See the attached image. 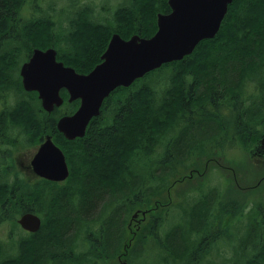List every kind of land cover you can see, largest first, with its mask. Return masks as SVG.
I'll use <instances>...</instances> for the list:
<instances>
[{
	"label": "trees",
	"instance_id": "obj_1",
	"mask_svg": "<svg viewBox=\"0 0 264 264\" xmlns=\"http://www.w3.org/2000/svg\"><path fill=\"white\" fill-rule=\"evenodd\" d=\"M1 1L3 2V0ZM159 1L136 0V7L131 6L118 10L116 13L118 24L116 23V26L94 23L88 17L91 11L80 9L66 34L64 32L58 33L57 22L49 13L33 20L24 19L26 22L23 23L22 35L19 38L9 39L16 43H7L4 51L0 48V93L4 95L6 92H14L20 96L14 105H2L0 107V129L4 130L6 126L5 133L3 136L0 135V145L10 148L6 150V153L10 155L17 148V139L13 138L12 135L18 131L17 133L24 137L29 146L35 145L45 133L54 135L57 141L54 142L61 146L66 157L70 160H82L85 147L87 153L90 154L89 144L84 147L81 140L69 142L57 132L56 128L58 119L65 113L74 112L80 102L68 103L67 91L63 90L64 104L60 108H55L52 114H47L42 109L38 94L26 92L23 89L18 68H15V62H18L20 57L23 61L28 60L34 46L41 49L53 47L58 52V59L63 61L66 66L73 67L78 73L87 74L101 62V56L107 49L113 32H119L127 39L133 33H140L142 37L147 38L156 33L158 29L156 6L153 5L154 3L158 4ZM19 2L20 0H6L5 25L0 27V31L3 28L9 31L10 25L15 22L14 14ZM165 8L168 6L165 5ZM143 16L144 18H142ZM17 44L22 47V54L15 51ZM191 56L193 57L186 65L179 67L178 74L174 77L175 83L177 84V81L182 80L181 73L191 71L194 79L198 82L199 103H203V101L205 103L208 98L203 99V101L201 99L211 91L214 104H224V108L221 106L216 109L215 114L208 111L200 114L197 126L183 132L182 142L178 146H174L175 143H172L169 148H166L173 166L176 164L175 161L182 160L181 163L184 161L188 163L199 155L215 157V151L222 150L219 148V143L224 141L221 138L226 131L230 130L228 127L234 128L229 135V138H232L233 144L231 145H234L233 139L236 140L239 137L241 144L245 143L247 146H252L264 136V112L260 109L261 103L264 102V0H234L229 6V11L218 34L213 39L200 42ZM249 82L254 86L255 91L246 95L245 88ZM10 97V95H6L3 100H8ZM149 99L150 157L158 153L156 146L163 142L176 127L178 107L172 100L169 102L162 100L161 95L155 89L150 91ZM134 103V107L130 108L134 113L132 112L120 122L122 131L118 135H114L111 139L99 140L101 142L92 141L99 145L96 149L98 150L97 153H100V157L96 159L98 168L93 162L85 167L87 170H96L92 173L95 175L86 181L82 180L80 187L75 184L67 196L55 190L44 201V198L38 195L37 206L45 211L42 215L37 211L40 217L44 218L42 228L34 233L36 236L30 234L29 239L20 243L18 255L1 261L0 264H100L101 256L97 253L96 247H84L80 244L81 232L85 228L84 222H80V219L83 212L99 205L107 195H111V198L106 201V207H122L123 210L119 211V215L113 218L114 222L110 220L106 222L103 230L105 242L102 247L106 251L105 255L109 256L118 249L120 240H118L117 234L121 236L120 218H122L123 213L136 208L138 205H144V203L146 205L150 203L149 206H153L154 197L157 196L151 195L149 199H143L141 195L144 193L140 192L143 189L140 191L138 189L142 186L145 188L146 185L140 183L133 185L127 178L133 176L135 181L136 177L143 176L144 170H148L149 183L159 190H164L168 181V176L157 175L168 164L164 157L160 162H154L150 159L148 167H139L137 163L135 165L130 163V160H133L129 159L130 151L135 149L136 152V149L143 145L147 132L144 121L143 92L135 99ZM168 107L172 109L171 112L167 110ZM227 112H231L229 118L231 121H227ZM97 119L93 120V126L101 127L111 133L106 123L99 122ZM2 121L5 123L4 126ZM259 121H262L261 131L256 124ZM90 135L94 136L96 132L91 130ZM250 138H252L251 142H249ZM209 144L212 148L207 149ZM123 149L124 152L128 151L124 154L125 156L121 154ZM107 150L112 152L103 153ZM134 155H136L134 160H137V153ZM85 157L94 160L92 155ZM9 158L11 162L2 168L11 180L3 179L0 181V188L3 187L0 191L4 195L0 197V223L7 219H13L12 222L17 225L16 221L21 217L22 210L35 208L33 205L35 197L30 180L26 178L23 181L19 177L15 170L13 156H9ZM143 158L147 159L148 156L141 154L139 159L142 161ZM111 160L114 161V166L111 165ZM133 167L134 171L130 169ZM78 168L79 166H76L74 172ZM106 175L112 176L106 177ZM117 175L121 179L112 180L113 176ZM211 191L217 194L213 197V202L217 204L213 219L217 223L223 215L225 196L222 195L224 192L222 188H215ZM225 191L229 194L241 192L233 185H226ZM46 194L43 193L44 196ZM202 200L206 201V195L202 197ZM249 205L247 200L240 204L238 200L226 197V220L229 221L226 224V235L231 233L232 227L243 224V220L247 217ZM253 210L260 214L264 209L260 207ZM115 212L117 211L115 210ZM205 220L206 216L203 222ZM163 224L164 217L160 220L159 226ZM69 229H79V232L77 231V235L68 236ZM156 230L157 224L153 223L150 231L154 237L151 240L155 239L160 245L156 252L159 254V249L161 255L164 254L163 250L167 253L179 254L180 247L174 242L177 234L171 232L167 235L165 244L163 242L162 245L158 240V234L155 235ZM247 230L249 232L244 237V244L242 245L246 249L250 241H255V237L258 239L263 236L257 231L255 221L251 220L247 224ZM227 239L231 240V236L229 235ZM216 240L217 238H215ZM254 248L257 252L246 263L264 264V237L262 238V246H254ZM32 250H34L33 254H31ZM101 262L105 264V261Z\"/></svg>",
	"mask_w": 264,
	"mask_h": 264
},
{
	"label": "rangeland",
	"instance_id": "obj_2",
	"mask_svg": "<svg viewBox=\"0 0 264 264\" xmlns=\"http://www.w3.org/2000/svg\"><path fill=\"white\" fill-rule=\"evenodd\" d=\"M121 4L125 5L126 7L117 8V6ZM131 6L132 5L125 3L124 0H56L53 8H55L56 18L54 19L57 22V31L58 33L64 32V34H66L70 29L72 20L76 19L75 17L80 9H88L92 11L90 20L94 23L116 26L117 20L115 18V14L117 13V10L129 8ZM42 8L50 12V7L44 6ZM21 60L22 58L20 57L16 65ZM178 71L179 68L170 69L168 76H166L165 78L162 75H158L156 79L151 83V90L155 89L159 95L162 96L164 94L165 97L167 95V92L172 90L174 84L173 79L177 75ZM19 72L20 70H18V75L20 76ZM253 91H255V88L249 82L248 86L245 88V93L246 95H248ZM6 95H10L11 97L8 100H3L5 99ZM19 97L20 96H18L14 92H6L4 95L0 93V101H2L3 106L14 105L18 101ZM34 97L36 98L35 95ZM108 98L113 99V97ZM260 109L262 110V112H264V102L261 103ZM167 110L171 112L172 109L168 107ZM230 115L231 112H227V121H231V119H229L231 117ZM221 119L223 120L222 117ZM2 122V125L4 126L5 123L4 121ZM105 123L108 126L107 128L110 130L109 124L107 122ZM256 124L261 131L262 121H259ZM229 129V133L227 134L226 148L215 151V157L199 155L196 157L194 162L189 161L187 163V161H184L183 164H175L176 168L173 167L172 162L168 157L167 151L163 149L164 141L156 146L158 153L150 157L154 162H160L162 157L166 158L168 164L166 165L165 169L159 171L157 175H165L167 177L174 173V177L169 180V185H171L175 179L183 178L184 176L189 175L191 170L199 171V174L194 173L192 179H187L183 183H179L176 186H173V188H171L173 193L171 194L170 198L164 196V194L159 189H157L142 177H136L135 181H130L131 183H133V185L135 183H147L145 189L142 186L138 189V191L143 189L140 192H150L155 196L157 195L156 197H160L159 200H162L164 203H170V214L167 221L164 222L162 226H159L158 224L157 230L155 232V235L158 234V240H160V243L162 245L163 242L165 244V239L171 232H175V234L180 233V235L185 236L189 234L188 230L192 229L194 226H196L197 228H201L203 226V216H207L208 214L202 213L207 208V204L205 203L206 201L202 200V197L206 195V200L210 202L209 206H213L214 211L215 209H217V204L213 202V197L217 194L211 190L215 188H222V191H225L226 185H233L235 188H238V190H240L239 187L242 188V190H240L242 193H225V200L226 197H231L238 200L240 204L247 200L250 203V207L247 210V217L243 220L244 222L242 225L237 224L235 227H232V229L230 230L231 233L226 235L225 225L228 224L229 221L226 220V201L224 200V208L222 210L223 215L221 217V220L216 223L213 220V212L209 220V224L211 225L207 229H205V232L202 235V237H204L207 235V232H209L208 238L209 241H211V245L207 250H205L206 248H202L199 250V254L202 257V259H198L199 264H247L246 262L248 261V259L253 257L257 252L254 246H262V238L264 237V210H262L263 212L259 214L253 209L260 207L264 209V181L262 182L261 180L264 177V164L262 162H258V160H252L250 158L249 149L252 146H247L245 143L241 144L239 142V137L236 140L233 139L234 145H231L233 143L232 138H229V135L234 128L231 129V127H229ZM5 131L6 126L4 130L0 129V135L3 136ZM17 132L18 131H16L12 135L13 138L17 139V148L14 149L10 155L6 153V150L10 148L4 145H0V181L3 179H7L9 181L11 180V178L7 176L6 171L2 168L3 166H5V164L11 162L9 156H13L15 170L19 174V177L23 181H25L27 177L22 171L19 170V162L22 161L23 164H28V162L31 160V157L35 153L36 148L38 147H35V145L29 146L28 142H25L24 137ZM199 135L201 136V133ZM222 137H224V135ZM251 140L252 138H250L249 142H251ZM126 153H128V151L124 152V149L121 150V154L123 156H125L124 154ZM135 153H137V151L135 152V149H132V152L130 151L129 159H135ZM92 158L94 160H89L84 157L81 161H74L70 160L67 157L71 175H73L76 166H85L93 162L97 167L98 162L96 161V158ZM111 165L114 166L113 160H111ZM206 165H208V167L206 173H204ZM62 183L63 182H55V184L60 185V188H63V186H65ZM2 188L3 187H1L0 189ZM197 192H202V195H198ZM2 196L4 195L0 191V197ZM110 198L111 195L105 197V200L103 201L102 199L99 205L105 206V203H107L106 201L110 200ZM250 209L251 211H249ZM38 211L41 213V215L43 214V210L39 209ZM163 211L164 210H160L156 214V216H158V218L164 217L165 219L166 213ZM251 220L255 222L257 221V231L259 230L263 236L258 239L257 237H255V241H250L247 244L246 249L245 246L242 245L244 244V237H246L249 232L247 230V224ZM12 221L13 219H7L6 221L0 223V262L18 255L20 253V243L23 240H26V238L29 239L31 237V235L26 233V231L21 226H18V224L15 225ZM127 222L125 225L126 234H128ZM178 225L180 227V231H174L175 227H177ZM72 235L73 234H68V236ZM229 235L231 236V240L227 239ZM84 236H86L85 233ZM202 237L198 241L192 243L191 247L186 246V251L184 249H179V254L165 252L164 255H161L162 253L159 249V254L156 252V249L160 248L158 241H156L155 239L146 240L137 248V254L143 255V257L138 258V260L136 259L132 264H175V262L176 264H195V251L199 249L198 245L200 243H203ZM74 238L77 239V237ZM176 238L177 236H175V239ZM215 238H217L216 241ZM33 252L34 250L31 251V254H33ZM146 254L148 255V257L145 256ZM181 257H184L183 262L177 263L181 260ZM100 264H103V262L100 261ZM105 264H108V262H105Z\"/></svg>",
	"mask_w": 264,
	"mask_h": 264
},
{
	"label": "flooded vegetation",
	"instance_id": "obj_3",
	"mask_svg": "<svg viewBox=\"0 0 264 264\" xmlns=\"http://www.w3.org/2000/svg\"><path fill=\"white\" fill-rule=\"evenodd\" d=\"M55 2H56V0H20L18 6L16 8L15 14H14L15 22H13L10 25L9 31H6L5 28H3L0 31V48H2L4 51V49L7 46V43L8 44L16 43L15 41H12L9 39L19 38V36L22 35L23 23L26 22V21H24V19L33 20L34 18H37L38 16L45 15L46 13H49V15L56 18L55 8H53L55 5ZM124 2L129 4V5L136 7V0H124ZM165 5H167L168 8H165ZM5 6H6V0H3V2L0 0V8L2 9L0 11V27H2V26L4 27V25H5V18H6ZM44 6L50 7L49 8L50 12L43 9L42 7H44ZM153 6H156V18H158L159 14H169L172 11L170 6H169V0H160L158 2V4L154 3ZM119 7H126V6L121 4V5L117 6V8H119ZM91 13H92V11L90 12V16H91ZM90 16H88V17L90 18ZM113 18H114V16H113ZM115 18H116V14H115ZM142 18H144V16ZM116 33L119 34V32H113V34H116ZM135 34L141 35L140 33H133L131 36H133ZM130 38H128V39H130ZM124 39L127 40V38H124ZM36 48H37L36 46H34L32 48V50H31L32 54H33L34 49H36ZM46 49L47 48H45L43 50H46ZM15 51L18 53H21V54L23 52L22 47L18 44L16 45ZM32 54H31V56H32ZM191 55H189V57L184 59L182 62L176 61V62L164 64L161 68L156 69V70L146 74L143 78L137 79L129 87H119L114 92H112V95L110 97H113V99L112 98H108V99L106 98L103 105H102L100 115L98 117H95V118H98L97 120L99 122H103V121L107 122L109 124V128H110L111 133L103 130L101 127H94L93 126V120L95 119L94 118L90 121V123L87 127V130H86V133L82 138H76L74 141L69 140V142H75L77 140H81V143L83 142L84 147L86 146V144L90 145V150H91L90 154L87 153L86 147H85V149L82 153L81 159H83L86 155H92L96 159L100 157V153H97L98 150H96L99 145L97 143L95 144L92 141L101 142L99 140L111 139L114 137V135H118L122 131V126H121L120 122H122L123 119H125L130 114H132L133 111H131L130 108L132 109V107H134L133 104H135L134 103L135 99L140 95L141 92H143V94H144L143 106L145 107V120L144 121L146 123L145 126L147 128V132H146V137L144 138L143 145L136 149L137 157H138L137 160H134V159L130 160V163L132 165H135L137 163V165H139V167L140 166L141 167H148L149 162H150L149 150H150V146H151L150 136H149V133H150V131H149V125H150L149 93L151 91V83L156 79V77L158 75H162L165 78L166 76H168L170 69H176L182 65H186L188 63V60H190L193 57ZM30 58L31 57H29L28 60H26V61L21 60L16 65V68H18V70H21L23 64L26 63L27 61H29ZM16 63L17 62H15V64ZM19 74H20V72H19ZM180 76H182V80L177 81V84H176L175 83L176 80L173 79L174 84H173L172 90L168 91L167 95L165 97H164V94L161 96L162 100H164L165 102H169L172 100L175 103L176 107H178L177 125H176V127H174L173 132L170 133L169 136H167L164 139V143H163V149L164 150H166L167 147L169 148V146L172 143H175L174 146L175 145L178 146L182 142L183 132L185 130L194 129L197 126V124L199 123L198 121L200 119V116H199L200 114L205 113V111H208L211 114H215L216 109L220 108L221 106L224 108V104L223 105H215L214 104L213 95H212L211 91L207 95L202 97V99H201L203 101V99L208 98V100L205 103H204V101H203V103H199L200 98H199V94L197 93L198 82L194 79L193 73L191 71H186V72L181 73ZM20 77H21V75H20ZM21 82H22V77H21ZM62 91H61V95H62ZM62 96L64 98V95H62ZM209 96H211V97H209ZM68 99H69V95H68ZM77 101L80 102V100H77ZM68 103H69V101H68ZM2 104H3L2 101H0V106ZM70 104H72V103H70ZM200 104H201V106H199ZM219 104H220V102H219ZM79 106H80V103H79ZM79 106H78V108H79ZM76 110L72 113H65L60 118H62L65 115H72L73 113L76 112ZM44 112H46V111H44ZM52 113H47V114H52ZM60 118L58 119V121L60 120ZM58 121H57V123H58ZM56 128H57V126H56ZM91 130L95 131L96 135H94V136L90 135ZM228 130H229V127H228ZM57 132L60 135L62 134L61 132H59L58 128H57ZM228 133H229V131L228 132L226 131V133L224 134V137L221 138L224 141L219 143V148H221V149L226 148V141H227V134ZM47 136L52 137L53 142L56 141L54 135L49 134V133L48 134L45 133L39 139L38 143L35 144V147L38 146L36 148L35 153L37 152V150L39 149V147L44 142V140L46 139ZM62 136L64 137L63 134H62ZM262 137H264V136H262ZM64 139H66V138L64 137ZM256 142L252 145V147L256 144ZM56 145H58L61 148V146L59 144L56 143ZM210 145L211 144L208 145L207 149L212 148V147H210ZM61 150L64 152V150L62 148H61ZM108 152H112V151L107 150V151H104L103 153H108ZM34 154H33V156H34ZM141 154H143V155L146 154L148 156V158L147 159L143 158L144 160L141 161L139 159ZM33 156L31 157V160H32ZM31 160L26 165L23 164V162L21 161V162H19V166L21 168L18 166L19 170L22 171L25 174V176L30 180L31 186H32V189L34 192V197H35L34 202H33V205L35 206V208H32L33 210H31V209L22 210L23 211L22 215H24L25 213H33L35 215L38 214L37 211L40 209L37 206L38 195L42 196V198H44V201H46L48 199L49 195L53 194L55 190H57L58 193L62 192V193H64L65 196H67L70 192V189L73 188L75 186V184H78V186L80 187L82 180L86 181L90 177L92 178V176L95 175L92 173H94V171H96V170H92V169L87 170V168L85 167L86 165L85 166L80 165V167L74 172L73 175L69 174L68 179L63 181L62 184H64L65 186H63V188L60 190V185L55 184V182H53V181L46 180V179L41 178V177L34 174V171H33L32 166H31ZM194 160H192L191 162H194ZM252 160H258V162H262L264 164V157H260V158L257 157V158H253ZM175 162H176V164H179V165L183 164V163H181L182 160L181 161L180 160L175 161ZM173 167L176 168V165H174ZM207 167H208V165H206L204 173H206ZM130 169H132L134 171V167L130 168ZM194 173L199 174V171L198 170H191L189 175H186L183 178L175 179L171 185H169L168 182L171 178L174 177V175H169L167 177L168 181H167V184L165 186V189L160 190V191L164 194V196H167L170 198L171 194L173 193L171 188H173V186H176L179 183H183L187 179H192L194 176ZM108 176H112V175H106V177H108ZM140 177H142L143 179H145L149 182L150 176H149L148 170H144L143 176H140ZM70 178H72V179L70 180ZM118 179H121V177L117 175V176H113L112 180L117 181ZM127 179H129L131 181L134 178H133V176H131V177H128ZM261 180L263 182L264 177ZM145 185H147V183H145ZM239 188H240V190H242L241 187H239ZM43 193H47V194L44 196ZM225 193H226V191L222 192V195L225 196ZM197 194L202 195V192H197ZM151 195H153V194L150 192H146V193L142 194L141 196H143V199L146 198V200H147L150 198ZM108 196L109 195H107L105 197H108ZM154 198H155V200H153V206H149L150 203L147 205L144 203V205L143 204L138 205L136 208H133L131 210L129 209L123 213L122 218H120V222H121L120 239H119V234H117V238H118V240H120V243L118 241L119 247L117 250L112 252L110 256L105 255L106 251L102 247L104 245V242H105L103 230H104V227L106 225V222H108L109 220L111 222L115 221V220H113V218L115 216L119 215V211L123 210L122 207L121 208L120 207H113V206L112 207H106L103 205H97V206H94V207L87 209L86 212H83L82 217L80 219V222H84L83 224L85 225V228L83 231H82V229L80 230V232L82 231L81 232L82 237H81L80 244H84L83 246H85V247L87 245L96 247L97 253L101 256V258H100L101 261L108 262V264H132V263H134V261L136 259L138 260V258L143 257V255L137 254V248L142 243H144L146 240H151V238L154 237L151 235V231H150L151 225L153 223L158 225L160 220L163 218V217L158 218V216H156V214L160 210H164L163 212L166 213L164 222L167 221L168 216L170 214V207H169L170 203H164L162 200H159L160 197H158L157 199H156V197H154ZM206 204H207V206H206L207 208L205 209L206 212L204 210L202 213H207L208 215L206 216L205 222H203V226L201 228H197L196 226H194L192 229L188 230L189 234H187L185 236L180 235V233H179V235L177 234V238L174 240V242H175V245L180 247V250L184 249L186 251V248H185L186 246L191 247V244L194 243L195 241H198L202 237V235L204 234L205 229H207L211 225V224H209V219L212 216L211 213L214 212V207L209 206L210 202H207ZM118 208H119V210H118ZM115 210H117V212H115ZM44 212L45 211L43 210V213ZM204 217H203V220H204ZM88 218H89V220H88ZM127 218H128V220H127ZM42 221H44V218H42ZM126 222H127L128 234H126V232H125ZM88 226H89V228H88ZM225 229H226V225H225ZM98 230H99V232H98ZM77 231L78 230H76V229L75 230L69 229L68 233L70 235L71 234L77 235L78 234ZM174 231H180L179 225L177 227H175ZM26 233L35 235L34 233H29V232H26ZM84 233L86 234V236H84ZM208 233L209 232H207L206 236L202 237L203 243H200L198 245L199 249H197L195 251L196 252V256L194 257V263L195 264H199V262H198L199 258L202 259V257L199 254V250L202 248H206L205 250H207L211 245L210 244L211 241H209V238H208ZM95 235H96V237H95ZM84 240H86V241H84ZM212 241H214V240H212ZM128 244L130 245V247ZM120 246H121V249H120ZM166 249H168V248H166ZM163 251L165 253V250H163ZM145 256H148V255L146 254ZM183 258L184 257H181V260L177 263H182ZM175 264H176V262H175Z\"/></svg>",
	"mask_w": 264,
	"mask_h": 264
},
{
	"label": "water",
	"instance_id": "obj_4",
	"mask_svg": "<svg viewBox=\"0 0 264 264\" xmlns=\"http://www.w3.org/2000/svg\"><path fill=\"white\" fill-rule=\"evenodd\" d=\"M233 2L169 0L172 11L158 15V29L152 37L135 34L126 40L118 33L113 34L101 63L87 74L78 73L59 61L55 48H36L20 70L23 89L38 93L42 109L47 113L64 104L62 90L68 92L69 103L80 100L76 112L60 118L57 128L69 140L82 138L90 121L100 115L105 99L117 88L129 87L164 64L182 60L200 42L213 39ZM249 153L251 159L264 157V137ZM31 166L35 175L53 182L69 177L64 152L53 144L50 136L34 154ZM40 222L41 218L33 213H25L18 219L29 233L39 231Z\"/></svg>",
	"mask_w": 264,
	"mask_h": 264
},
{
	"label": "bare ground",
	"instance_id": "obj_5",
	"mask_svg": "<svg viewBox=\"0 0 264 264\" xmlns=\"http://www.w3.org/2000/svg\"><path fill=\"white\" fill-rule=\"evenodd\" d=\"M187 57H189V56H185L182 60H180V62L181 61H183L184 59H186ZM59 60V59H58ZM60 61V60H59ZM102 61V60H101ZM63 62V61H62ZM64 63V62H63ZM101 63V62H100ZM99 63V64H100ZM65 64V63H64ZM97 66V65H96ZM95 66V67H96ZM94 67V68H95ZM112 95V93L108 96V97H110ZM209 97H211V96H209ZM211 100V99H210ZM218 102H220V101H218ZM62 112V111H61ZM95 118V117H94ZM93 118V119H94ZM108 127V126H107ZM64 137L66 138V139H68L65 135H64ZM69 140V139H68ZM71 141H74V140H71ZM149 143V142H148ZM53 144L55 145L56 144V142H53ZM58 146V145H57ZM59 147V146H58ZM172 153V152H171ZM64 155H65V153H64ZM153 158V157H152ZM151 159V158H150ZM65 161H66V164H67V168H68V172H69V174H70V166H69V163H68V159H67V157H66V155H65ZM153 161V160H152ZM171 168V167H170ZM213 173V172H212ZM215 174V173H214ZM213 174V175H214ZM257 179V178H256ZM47 180V179H46ZM50 181V180H49ZM55 182H57V183H59V182H63V180H57V181H55ZM157 186V185H156ZM145 189V188H144ZM236 189H238V188H236ZM134 192V191H133ZM121 199V198H120ZM132 199V198H131ZM124 201V200H123ZM152 201V200H151ZM207 201V200H206ZM226 201V200H225ZM245 202V201H244ZM242 203V202H241ZM223 204V203H222ZM15 210H17V209H15ZM117 211V210H116ZM23 212V211H22ZM27 212V211H26ZM263 212V211H262ZM122 213V212H121ZM261 213V212H260ZM212 214V213H211ZM57 215V214H56ZM103 215V214H102ZM37 216L38 217H40V215L39 214H37ZM19 217V216H18ZM134 217V216H133ZM41 218V217H40ZM60 218V217H59ZM105 221V220H104ZM17 222V224H18V226H21L23 229H24V227L22 226V224H20V223H18V221H16ZM257 222V221H256ZM258 224V223H257ZM42 225H43V221H42V218H41V222H40V229L42 228ZM104 225V224H103ZM20 228V227H19ZM230 228V227H229ZM16 229H17V227H16ZM39 229V230H40ZM15 230V229H14ZM25 230V229H24ZM79 230V229H78ZM26 231V230H25ZM94 231V230H93ZM259 231V230H258ZM263 231V230H262ZM23 232V231H22ZM27 232V231H26ZM38 232V231H37ZM37 232H35V233H37ZM98 232H99V230H98ZM259 233H260V231H259ZM90 236V235H89ZM98 236V235H97ZM82 237V236H81ZM95 237H96V235H95ZM120 237V236H119ZM27 239V238H26ZM84 241H86V240H84ZM220 243V242H219ZM77 244V243H76ZM82 245H84V244H82ZM129 245V244H128ZM88 246V245H87ZM85 247V246H84ZM84 247H83V249H84ZM89 247V246H88ZM129 247H130V245H129ZM78 256V255H77ZM4 258V257H3ZM125 261V260H124ZM123 261V262H124Z\"/></svg>",
	"mask_w": 264,
	"mask_h": 264
}]
</instances>
